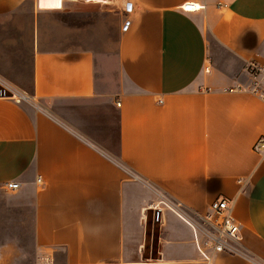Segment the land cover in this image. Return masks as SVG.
<instances>
[{
  "label": "crops",
  "instance_id": "obj_1",
  "mask_svg": "<svg viewBox=\"0 0 264 264\" xmlns=\"http://www.w3.org/2000/svg\"><path fill=\"white\" fill-rule=\"evenodd\" d=\"M125 1H90L91 22L84 0H0V76L34 96L0 98V193L33 196L46 260L32 264H205L167 208L146 257L145 207L181 201L189 217L223 196L264 259V100L246 69L264 57V0H130L129 15ZM214 264L252 263L220 252Z\"/></svg>",
  "mask_w": 264,
  "mask_h": 264
},
{
  "label": "built area",
  "instance_id": "obj_2",
  "mask_svg": "<svg viewBox=\"0 0 264 264\" xmlns=\"http://www.w3.org/2000/svg\"><path fill=\"white\" fill-rule=\"evenodd\" d=\"M88 1V0H84ZM95 1V0H91ZM111 1V0H109ZM96 2V1H95ZM101 3H109L102 2ZM206 6L199 0H190L182 4V9L193 11ZM134 9L133 2L126 0L123 4V11L126 15L132 13ZM129 20H127L128 22ZM246 69L250 79L249 89L256 96L264 100V57H254L248 60ZM208 71L209 69L206 68ZM241 84L230 88V90L243 88ZM0 98L12 99L16 102H30L34 96L26 90L19 88L11 82L0 76ZM120 104V102H118ZM254 150L264 154V134L260 135L254 144ZM41 181V177H38ZM239 182H243L242 179ZM7 190L16 191L21 187L18 181H8L4 184ZM234 199L228 197H218L214 199L207 211H193L192 216H184L182 213L183 202H170L160 200L145 207L152 213V221L162 224L164 218V209H169L188 222L194 232L196 247L202 256L205 264H214V257L220 252L242 255L247 257L252 264H264V259L255 256L243 243V234L240 222L233 213Z\"/></svg>",
  "mask_w": 264,
  "mask_h": 264
},
{
  "label": "rangeland",
  "instance_id": "obj_3",
  "mask_svg": "<svg viewBox=\"0 0 264 264\" xmlns=\"http://www.w3.org/2000/svg\"><path fill=\"white\" fill-rule=\"evenodd\" d=\"M81 5L87 11L89 8L91 11H95L91 13L93 16L90 18L91 22L97 20V17L100 15L99 12L102 11L100 9L101 4L82 2ZM58 6L59 2L56 5H49L48 7L58 8ZM9 196L5 193H0V264L42 263L46 258L41 255V251L38 250L35 242V224L32 211L33 196L30 195L28 201H23L21 198L9 199ZM27 207L31 208L29 212ZM175 224L179 228L184 227L181 224ZM187 235L189 236V234ZM158 237L159 227L157 223H153L151 213L148 228V242L145 251L146 257L157 256L159 247ZM190 247L192 248L191 244Z\"/></svg>",
  "mask_w": 264,
  "mask_h": 264
},
{
  "label": "bare ground",
  "instance_id": "obj_4",
  "mask_svg": "<svg viewBox=\"0 0 264 264\" xmlns=\"http://www.w3.org/2000/svg\"><path fill=\"white\" fill-rule=\"evenodd\" d=\"M91 0H88V2H90ZM96 2L98 1H102V2H110L109 0H95ZM54 2V3H53ZM59 2V6H60V0H41V4L43 6L48 7L49 5H56ZM53 3V4H51Z\"/></svg>",
  "mask_w": 264,
  "mask_h": 264
}]
</instances>
